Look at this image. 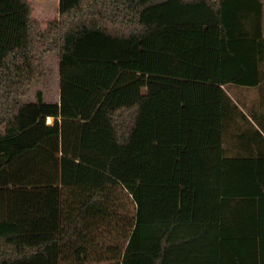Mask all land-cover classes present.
<instances>
[{
  "label": "trees",
  "instance_id": "1",
  "mask_svg": "<svg viewBox=\"0 0 264 264\" xmlns=\"http://www.w3.org/2000/svg\"><path fill=\"white\" fill-rule=\"evenodd\" d=\"M20 2L23 45L0 62V264H264V155L233 159L224 246L196 230L222 85L264 61L248 53L264 0H59L45 28ZM48 52L57 102L28 98Z\"/></svg>",
  "mask_w": 264,
  "mask_h": 264
},
{
  "label": "crops",
  "instance_id": "2",
  "mask_svg": "<svg viewBox=\"0 0 264 264\" xmlns=\"http://www.w3.org/2000/svg\"><path fill=\"white\" fill-rule=\"evenodd\" d=\"M31 1L34 17L44 26V22L49 20L44 21V0ZM17 8L15 7V9ZM23 8L24 6L20 5L18 9ZM41 9L42 12H40ZM51 19H56V14H53ZM248 53L263 56V40L259 42V37H252ZM240 71L245 73V78L251 81L250 83L230 81L222 85L232 101L220 100L221 107L217 111L221 119L220 127L224 141L223 159L219 161L216 158V160L204 164L210 171L201 181L207 187L199 195L198 209L196 210L197 237L201 239L202 247H205V243L211 248L224 246L223 243L228 241L231 236L230 230L234 229L236 225V221L233 219L236 213L234 208V205L237 204L236 199L221 193L223 189H228L235 183L236 162L233 159L245 156L248 160L253 161L258 154L264 155L263 136L256 132L260 130L264 135V61L246 66ZM48 122L50 121L48 120ZM250 167L252 168V166ZM254 198L250 203H253V208L258 210L257 197ZM251 204H249L250 207ZM253 208H249L248 212L255 213Z\"/></svg>",
  "mask_w": 264,
  "mask_h": 264
},
{
  "label": "rangeland",
  "instance_id": "3",
  "mask_svg": "<svg viewBox=\"0 0 264 264\" xmlns=\"http://www.w3.org/2000/svg\"><path fill=\"white\" fill-rule=\"evenodd\" d=\"M28 1L32 3L31 0ZM44 2V21L47 19L49 20L46 21V23L44 22V26H42L39 21L42 28H45L49 21L53 20L51 19L53 14H56V18H58L59 15V0H44ZM20 5H22L20 0H0V62L5 60V57L9 54V52L17 50L18 47L23 45V43L18 40L17 32L15 30L16 26L14 25L16 18L15 15L20 11V9H18ZM15 7L18 8L15 9ZM40 12H42V9ZM46 56L48 66L51 68L52 73L43 77V81L41 83L31 85L28 98H36V90L41 89L46 101L57 102L59 101L58 57L54 52H48Z\"/></svg>",
  "mask_w": 264,
  "mask_h": 264
}]
</instances>
